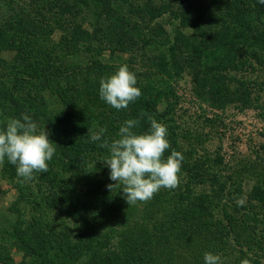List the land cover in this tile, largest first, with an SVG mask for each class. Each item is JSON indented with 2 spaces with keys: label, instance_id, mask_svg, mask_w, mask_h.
Returning <instances> with one entry per match:
<instances>
[{
  "label": "trees",
  "instance_id": "obj_1",
  "mask_svg": "<svg viewBox=\"0 0 264 264\" xmlns=\"http://www.w3.org/2000/svg\"><path fill=\"white\" fill-rule=\"evenodd\" d=\"M3 2L14 11L0 27V128L22 114L38 125H50L57 114L48 97L57 98L62 107L59 125L66 129L55 140L49 133L56 151L48 171L36 173L61 203L45 198L40 183V197L34 199L7 159L3 169L20 182L24 208L28 204L44 215V210L54 214L61 206L81 222L71 241V235L58 236V225L29 214L36 232L27 237L16 228V236L32 242L40 264H204L205 252L220 255L222 264H264V175L249 191L248 208L225 204L224 187L198 191L194 180L202 176L191 175L192 165L205 164L195 161V143L185 149L174 122L166 119L175 113L178 79L185 75L218 95V102L230 103V96L240 99L231 89L234 74L253 72L256 66L264 70V5L258 0ZM164 22L175 26L165 28ZM186 29L193 33L182 36ZM57 32L61 36L54 39ZM9 51L16 57L8 64L2 54ZM124 54L131 58H122ZM125 64L136 74L141 95L118 111L100 99L99 82ZM162 103L167 105L164 111ZM149 117L167 128L170 148L164 156L172 150L182 153V174L176 188L160 189L151 199L128 205L109 179L102 161L108 149L100 144L118 138L119 126L128 119L138 121L135 131H147ZM100 129L101 141L93 142L91 135ZM200 151L208 160L207 148ZM263 159L249 172L253 177L256 170L264 171ZM202 168L208 181L217 180ZM90 173L98 180L87 184L85 198L71 190L72 182L86 184ZM104 178L108 183L102 184ZM0 264H11V258L0 253Z\"/></svg>",
  "mask_w": 264,
  "mask_h": 264
},
{
  "label": "rangeland",
  "instance_id": "obj_2",
  "mask_svg": "<svg viewBox=\"0 0 264 264\" xmlns=\"http://www.w3.org/2000/svg\"><path fill=\"white\" fill-rule=\"evenodd\" d=\"M24 3V1H21L20 4ZM19 7L14 9H19ZM11 8L13 7L5 6L4 2L0 4V27L8 17L9 12L14 11ZM174 26L164 22L165 28H174ZM93 27L85 25L83 28ZM192 33V29L180 32L182 36H190ZM60 36L61 33L57 32L53 35V38L59 39ZM166 49L162 47L160 50L165 51ZM15 57L16 53L13 51L2 54V60L8 64ZM122 58L130 59L131 56L124 54ZM259 70L260 67L256 66L253 72L234 74L231 89L236 92V98L240 99H233L230 96L228 98L230 103L226 101L218 102V95L206 87L198 86V83H194L189 75L179 78L178 87H176L179 99L172 106L175 113L166 117L168 121L174 122L177 134L183 137H180L179 140L184 144L185 149L195 143V148L198 151L194 154L195 161L205 164V166L196 164L194 167L191 163L193 168L191 175L202 176L194 180L193 186L198 191L205 190L208 192L224 187L225 204L237 203L246 208L251 203L249 191L252 189V185L255 184L257 178H262L264 175L263 170H256V177L249 173L251 170L253 171L254 165H258L259 161L262 162L264 158V70L261 69V72ZM48 99L50 109L57 114L56 120L52 121L50 125H47L46 122L38 125V127L43 128L45 126V130L52 134V140H55L66 128L59 125L61 115L58 113L61 112L60 109L62 110L60 102L57 98L48 97ZM239 100H244V102ZM166 106V103H162L159 108L164 111ZM165 113L168 114L169 112ZM203 147L207 148L209 152L208 160H206L204 152L200 151ZM207 162L209 164H206ZM200 167L206 169L210 175L216 176L217 180L208 181V176L201 175ZM3 168V162H0V253L10 257L11 264H40L41 258L34 255L31 250L32 242H23L22 239L16 236L18 231L16 228L27 237L33 236L36 232L29 214L40 217V221L45 220L58 225V232H60L58 236L62 234L66 238L71 235V241L78 235L80 228L78 225L81 222H77V218L67 215L61 206L54 211V214L44 210V215L31 211L30 207L32 206L28 204H25L26 208H24L23 203L25 202L20 191V182L9 177ZM244 172L247 174H244ZM180 173L182 174L181 170ZM90 174L92 177L87 179L86 184L74 180L71 190H79L80 195L87 198L89 196L87 184H92L98 180L97 174L95 177L94 174ZM38 177L39 174L34 172L32 179L23 178L24 184H27L34 192V199L37 200L40 197L36 194L38 183H40L39 186L43 189L42 195L45 198H54L56 205L60 204V201L57 202L58 194L55 198L56 191L48 190L50 189L48 187L49 183L45 180L40 182ZM105 181L104 178L102 184ZM106 182L108 183V181ZM82 186L85 188L83 189ZM161 189L164 190V188ZM241 201L242 203H238ZM247 202L249 204L245 205ZM51 203L54 204L53 201H50ZM16 207L18 211L13 212ZM90 216L93 215L89 213L88 217ZM50 236L54 238L51 234Z\"/></svg>",
  "mask_w": 264,
  "mask_h": 264
},
{
  "label": "clouds",
  "instance_id": "obj_3",
  "mask_svg": "<svg viewBox=\"0 0 264 264\" xmlns=\"http://www.w3.org/2000/svg\"><path fill=\"white\" fill-rule=\"evenodd\" d=\"M258 3L264 5V0ZM99 85L100 99L118 111L127 109L141 95L136 74L126 64L102 77ZM149 120L150 127L144 132L134 130L137 120H125L116 133L118 138L100 144L108 149L102 161L109 169V179L120 187L128 205L147 201L161 188L174 189L178 184L183 155L172 150L164 156L170 148L167 128L155 118L149 117ZM103 133L104 129H100L91 135V140L101 141ZM54 145L45 126L38 127L28 114L9 118L0 128V162L7 159L16 166L17 176L25 179H32L34 172L48 171L47 162L53 159L56 151ZM114 185L108 187L111 189ZM203 261L204 264H222L220 255L212 252H205ZM241 264L248 262L245 260Z\"/></svg>",
  "mask_w": 264,
  "mask_h": 264
}]
</instances>
